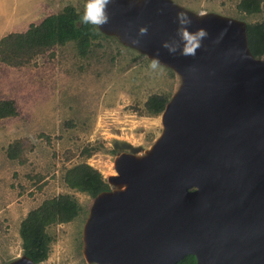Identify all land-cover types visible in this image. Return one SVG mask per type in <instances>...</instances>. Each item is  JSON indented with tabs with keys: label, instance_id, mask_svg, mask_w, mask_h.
I'll return each instance as SVG.
<instances>
[{
	"label": "water",
	"instance_id": "water-1",
	"mask_svg": "<svg viewBox=\"0 0 264 264\" xmlns=\"http://www.w3.org/2000/svg\"><path fill=\"white\" fill-rule=\"evenodd\" d=\"M181 12L189 31H208L194 55L181 54ZM98 29L158 56L179 85L148 148L112 141L116 173L83 224L85 261L176 264L193 254L194 264H264V56L252 54L247 23L174 0H111ZM0 264L38 263L22 254Z\"/></svg>",
	"mask_w": 264,
	"mask_h": 264
},
{
	"label": "rangeland",
	"instance_id": "rangeland-1",
	"mask_svg": "<svg viewBox=\"0 0 264 264\" xmlns=\"http://www.w3.org/2000/svg\"><path fill=\"white\" fill-rule=\"evenodd\" d=\"M193 11L216 12L244 20L264 22L261 10L245 14L238 0H174ZM85 0H0V38L25 31L48 14L71 4L77 10ZM122 45L114 36L93 40L81 55L73 42L57 44L23 65L0 61V100L12 99L17 114L0 118V263L23 254L21 220L45 199L72 195L79 214L69 221L53 222L47 258L39 264L87 263L82 254L81 232L93 197L70 188L67 168L86 161L105 180L115 174L114 139L148 148L161 132V118L147 115L143 104L153 93L169 97L179 77L159 63ZM264 56V55H263ZM172 71V72H171ZM21 146L10 158L7 148ZM95 150L86 157L87 149ZM110 187V185H109Z\"/></svg>",
	"mask_w": 264,
	"mask_h": 264
},
{
	"label": "trees",
	"instance_id": "trees-1",
	"mask_svg": "<svg viewBox=\"0 0 264 264\" xmlns=\"http://www.w3.org/2000/svg\"><path fill=\"white\" fill-rule=\"evenodd\" d=\"M263 0H238L237 9L245 14L258 13ZM75 6L65 5L60 11L43 17L38 23H30L25 31L10 32L0 38V61L9 65H23L28 63L33 56L44 52L54 45L73 42L81 55L89 52L93 40L105 36L99 29L92 25L80 23L81 11ZM247 36L249 48L255 57L264 55V22L247 23ZM143 57V54H138ZM172 72V71H171ZM169 96L163 93H153L148 96L143 104V112L147 115H158L162 112ZM17 114L15 103L12 99L0 100V118ZM17 147L10 144L7 155L16 156V151L21 146L20 141H15ZM95 147L87 149L84 155L88 157ZM64 181L70 187L85 192L94 197L102 190L109 189V184L102 173L86 161L77 163L66 169ZM80 205L70 194H58L45 199L36 208L28 211L21 220L19 235L22 242L23 254L34 262L47 258L49 244L52 240L47 232V225L53 222L69 221L80 212ZM195 256L187 254L176 264H194Z\"/></svg>",
	"mask_w": 264,
	"mask_h": 264
},
{
	"label": "clouds",
	"instance_id": "clouds-1",
	"mask_svg": "<svg viewBox=\"0 0 264 264\" xmlns=\"http://www.w3.org/2000/svg\"><path fill=\"white\" fill-rule=\"evenodd\" d=\"M111 0H85L83 10L79 15L81 24L92 25L99 28L109 22V5ZM177 23L181 26L178 31V35L182 40L181 54L188 56L194 55L196 49L201 46V41L208 35V31L202 27L195 31H189L187 25L191 23L190 18L186 13H179L177 15ZM142 33L146 32L147 29L144 27L140 28ZM135 43V41H134ZM170 53L175 51V48L169 46L167 42L163 44ZM160 61L157 57L151 59L149 67L155 69L158 67Z\"/></svg>",
	"mask_w": 264,
	"mask_h": 264
},
{
	"label": "flooded vegetation",
	"instance_id": "flooded-vegetation-1",
	"mask_svg": "<svg viewBox=\"0 0 264 264\" xmlns=\"http://www.w3.org/2000/svg\"><path fill=\"white\" fill-rule=\"evenodd\" d=\"M36 263H38V264H39V262H36Z\"/></svg>",
	"mask_w": 264,
	"mask_h": 264
}]
</instances>
